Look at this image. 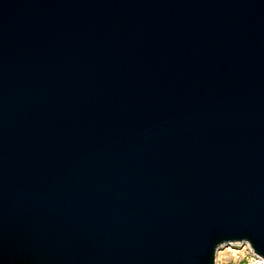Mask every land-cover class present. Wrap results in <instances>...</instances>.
Returning <instances> with one entry per match:
<instances>
[{"label":"water","instance_id":"water-1","mask_svg":"<svg viewBox=\"0 0 264 264\" xmlns=\"http://www.w3.org/2000/svg\"><path fill=\"white\" fill-rule=\"evenodd\" d=\"M264 256V0H0V264Z\"/></svg>","mask_w":264,"mask_h":264},{"label":"clouds","instance_id":"clouds-1","mask_svg":"<svg viewBox=\"0 0 264 264\" xmlns=\"http://www.w3.org/2000/svg\"><path fill=\"white\" fill-rule=\"evenodd\" d=\"M247 259L248 264H264V256L256 252L250 239L242 237L218 241L213 248L212 264H239Z\"/></svg>","mask_w":264,"mask_h":264},{"label":"built area","instance_id":"built-area-1","mask_svg":"<svg viewBox=\"0 0 264 264\" xmlns=\"http://www.w3.org/2000/svg\"><path fill=\"white\" fill-rule=\"evenodd\" d=\"M262 256H263V255H262ZM228 264H231V262L229 261ZM239 264H248V261H247V259H244V260H241V261L239 262Z\"/></svg>","mask_w":264,"mask_h":264}]
</instances>
